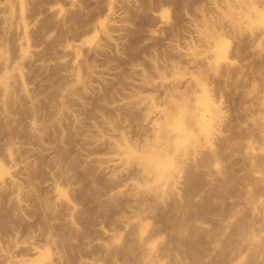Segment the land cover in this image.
Instances as JSON below:
<instances>
[{
    "label": "rangeland",
    "instance_id": "rangeland-1",
    "mask_svg": "<svg viewBox=\"0 0 264 264\" xmlns=\"http://www.w3.org/2000/svg\"><path fill=\"white\" fill-rule=\"evenodd\" d=\"M235 1L238 2V0H129L122 3L121 0H72L71 5L74 6H71L68 0H27L25 5L20 0H0L2 7L0 12L3 6L8 5L13 19L20 23L14 21V27L9 29L8 26H4L7 12L0 13V55L4 52V55L15 61L13 64L15 66L21 62L23 53L37 52L34 53L37 55L33 56L34 62L31 61L32 64L29 62V65L24 66L29 69L23 68L22 72H19L21 74L17 82L12 78L16 74L13 65L10 69L3 68V59L0 57V82L6 80L5 86L15 90L14 97L24 101V106L21 107L12 101L6 104L7 100L4 99L7 101L4 102L2 99L3 103L0 100V107L4 104V111L1 109V112L9 117L7 122L0 120V170L4 176L10 174L12 176L14 173L12 178L22 184L19 199L35 190L38 198L45 204L54 206L64 198L70 206L52 207L50 212H45V206L37 209L33 202V205L25 203L26 201H23L25 198L22 200L23 204L20 201V205L13 204V200L9 201L7 198L11 197L10 194L18 195L16 190L5 188V192L7 191L5 194L0 190L3 195H0V264L10 262L12 264L16 261L24 264H44L53 258V261H56L54 264H197L196 253L191 249L198 245L209 246L208 255L202 256V264H213L220 257L230 261L231 248L216 253L218 248L213 243L211 233L216 230L217 221L213 220L206 224L198 222L197 227L203 233L197 238L196 244L191 246L186 238L185 247L181 249L176 244L178 234L170 229L166 219L156 214L147 211L137 212L136 209L130 212L129 216L127 214L119 216L120 211H110L109 215L98 211L96 202L91 197V182L85 178L82 181V178L87 172L84 158L115 156L116 147L114 146L115 149L112 150L113 147L107 142L118 145L120 142L118 138L123 136L120 138L122 141L138 143L145 134L149 136L147 124L141 120V116L138 119L140 121L126 122L124 116L127 115L128 103L135 98L144 101L145 108L142 107L143 103L140 106L141 114L144 112L143 109L148 111V107L150 112L156 108H163L168 90L166 83L178 77L189 78V75H194L200 70L194 66L199 65L187 59L188 56L191 57V51L199 58L206 55L207 47L203 45L206 42L200 36L204 27L211 26L215 35L229 44L225 55L223 51L227 47L215 50L216 53L228 57L234 54L232 58L240 57L245 61L247 57V61L251 60L248 53L236 56L237 53H234L236 43L231 42L232 27L229 29L226 27L229 25L224 26L232 14L231 10L226 9L227 5L232 6ZM116 5L117 7L122 5L119 11L121 13H115ZM8 6L6 7L9 10ZM48 6L56 7L61 14L52 15L48 12ZM251 9L259 13L257 17L255 14L251 22L259 23L263 20L264 13L260 14L256 8ZM115 25H120L121 30L118 32L119 37L122 36L118 47L110 46L108 36L97 29L98 26H103L102 28L105 27L108 34L113 36L116 34L115 30H112ZM18 26L22 27L23 31L21 28L18 29ZM92 42L100 43L104 49L102 47L100 52L87 51L86 47L90 44L93 46ZM121 43L123 44L120 45ZM75 52L81 62L79 59L75 61ZM186 57L188 58L184 59ZM43 58L44 64L40 61ZM188 61L189 64L193 63L192 67L191 64H187ZM248 63L250 64L249 61ZM75 72L78 74L76 75L78 81L84 82L83 85L87 83L89 92L78 89L83 87L78 84L80 81H75L73 77ZM208 79L210 80H205L209 81L208 86L209 84L214 88L219 86L215 83L217 85L215 87L216 79ZM247 79L244 80V84H248ZM18 82L23 84L31 95L29 99L20 92ZM161 83L166 87L161 86ZM205 83L206 86L207 82ZM68 87L78 90L79 93L75 95L79 96H73L75 99L68 98V93L65 95ZM223 91L232 95L229 93L232 90L228 88ZM216 97L213 96L214 100L218 99ZM228 99L227 102L225 98H221L220 103L223 106L226 104L225 114L231 119L229 114L232 116V112H241L242 107L235 96L232 95ZM63 102L65 112L58 107ZM56 117L58 121L55 120ZM109 118L116 122L120 120L119 128L113 132L108 124L111 122ZM140 123L145 125V130L138 127ZM252 129L255 130L254 127ZM91 135H102L107 138L103 141H106L105 147L89 145L86 139L92 137ZM263 136L264 134L261 137ZM61 155L66 159H59ZM114 156L110 158L114 159L116 157ZM77 158H80V166L76 172L74 168L68 166V159ZM91 162L94 161L88 163ZM114 163L118 162L115 160ZM20 165L27 169L23 172L18 171ZM91 165L89 164L90 167ZM92 167L94 170V165ZM240 170L241 167L234 164L225 197L215 202V205L225 208L233 204L242 206L244 200L239 201L235 198V191L245 195L248 198L245 201H249L250 188L236 189L237 176L243 175ZM93 173L99 177L95 170ZM102 176L98 179L99 185L104 179ZM111 185L112 183L105 186ZM210 186L212 185L205 184V188ZM214 189L216 190L207 191L206 196L220 197L218 190L223 189V185L218 184ZM263 193L264 184L258 188V194L263 196ZM249 208L250 226L258 227L260 221H264L263 209ZM80 212L83 215H79ZM149 249L155 251L152 261L144 258L146 250ZM111 254L115 257L111 258Z\"/></svg>",
    "mask_w": 264,
    "mask_h": 264
},
{
    "label": "bare ground",
    "instance_id": "bare-ground-1",
    "mask_svg": "<svg viewBox=\"0 0 264 264\" xmlns=\"http://www.w3.org/2000/svg\"><path fill=\"white\" fill-rule=\"evenodd\" d=\"M71 1L72 0H68L70 5L72 3ZM121 1L122 3H127L129 0ZM20 2L24 5L27 4V0H20ZM6 6L8 5L3 6L4 8L1 12H7L5 15L6 17H4L7 19L4 26H8L10 29V27H14L15 20L13 19V15H11V8L8 6V10ZM120 6H118V8L116 5L117 9L115 8V13L120 11ZM5 8H7L8 11ZM251 8H256L260 14L264 13V0H238V2L235 1L232 6L227 5L226 9L231 10L232 14L230 16L231 18H229L230 20H226L227 23L224 25H229L226 26L228 28L230 26L232 27V32H230L232 36L231 42L234 41L236 43L234 46V53H237V57H239L238 54L242 56L248 53V55L251 56V60H248L250 64L247 61V57H245L246 59L244 58L245 61H247L245 62L240 57L236 58L234 56L236 59L232 58L234 54L232 57L230 55V57L224 56L225 50L229 49L228 42L218 38L211 26L204 27L200 36L203 37V40L206 42V44H203L207 47L205 52L206 55L203 58H199L191 51V53L189 52L191 57L188 56L189 59H187L188 57L184 58L199 65L194 66L200 68V70L194 75H189V78H187V76L178 77L170 80V82L168 81V83H166L167 80L165 82L161 81L166 83L167 87L165 85L163 86L164 83H161V86L168 88L164 98V107L161 109H153L151 112L148 107V111L143 109L144 112L141 114L142 110L140 106L144 101L135 98L128 103L126 107L127 115L124 116V118L126 117V122L127 120L129 122L140 121L138 119L139 116H141V120H143V122L145 121V125L147 124L149 136L144 132L143 135L145 134V139L143 137L138 143L122 141L120 138L123 136L118 138L120 140L118 145L107 142L110 147H113L112 150L115 149L114 146L116 147V157L113 155L115 157L114 159H112L113 156H108L106 158L87 156L89 159H87V157L83 159L87 172L85 173L86 176L82 178V181L85 178L91 182V197L96 202L95 206L98 211L103 214L109 215V213H111L110 211H120L118 212L119 216H126V214L129 216L130 212H134V209H136L137 212L147 211L156 214L166 219L170 229L178 234L176 244L177 247L181 249L185 247L186 238H188V244L191 246L196 244L197 238L203 233L202 230L197 227L198 222L206 224L213 220L217 221V228L211 233L213 243L218 248L216 249V253H221L231 248L232 257L230 261L223 260L220 257L216 259L213 264H264V221H260L258 227L254 225L250 226L251 209L249 208L263 209L262 214L264 212V193L263 196L258 194V188L264 184V136L263 138L261 137L262 134H264V18L259 21V23L251 22L252 19L255 18V14L256 17L257 14H259L254 12ZM48 12L52 15H58V13H60L59 10L53 6H48ZM15 22L17 23L18 21ZM17 24L20 23L18 22ZM102 27L98 26L97 29L106 35V37L108 36L107 41H109V45L117 46L121 41L120 37H122H119V30H121L120 25L112 29L116 32L113 36L108 34V30L105 27ZM18 29L23 31L22 27L18 26ZM220 30L222 29L220 28ZM112 34H114V31ZM197 37H199V35ZM92 44L93 46H90V44V47H86L87 51L100 52V50H102L103 45H99L100 43L97 44L92 42ZM122 44L123 43L120 45ZM224 47H227V49L223 51L224 55L215 52V50L217 51L219 48L223 50ZM70 48L69 50H71ZM78 49H80L79 46ZM69 52L71 53V51ZM1 53L0 57L3 59V68L10 69L11 66L15 64V61L11 60L8 55H4V52ZM34 53L37 52L23 53L21 62H18L15 66L13 65L16 74L12 76V78H15L16 82L21 74H19V72H22V69L26 68L24 66L31 61L34 62L33 59L37 55ZM72 54V57H70L73 60ZM187 54L185 56H187ZM74 55L76 56L75 61L78 59L79 61L81 60L78 58L77 53ZM44 59L45 58H43V60L40 59V61H43L42 64H44ZM187 60L185 61L187 62ZM37 61L39 62V60ZM189 61L187 64H189ZM192 62H190V64ZM192 64L191 67L193 66ZM87 71V73H89V70ZM70 75L73 76L74 74ZM76 75L78 74L75 72L73 77L75 81L79 82L80 80L78 81ZM208 78L221 81L222 85L215 80V82L213 81L214 84L216 83L219 86L216 87L217 85L215 84L216 88H214L212 84L211 86L209 84V87V81H205L210 80ZM217 78H219V80ZM246 78L249 80L248 84H244ZM5 82L6 80L0 82V100H7L8 102L4 100V102H7L6 104L12 101L15 105L24 106V101L16 99L14 97L15 90L12 87H6ZM81 82L82 81L78 84L82 85L81 87L83 88L78 89L84 92L87 89L89 90L88 85H86L87 83L83 85L84 82ZM205 82H207V87L205 86ZM18 83L20 92L29 99L31 95L26 91L23 84L21 85L20 82ZM73 83L77 85V83ZM223 88H228L230 91L232 90V92L229 93L235 96L237 102L242 105H240V107H242L240 110L241 112H232V116L231 113L229 114L230 117H232L231 119L225 114L226 104L223 106L220 102L221 98H225L228 102V97L232 95L225 94ZM83 91L82 94L84 93ZM66 93H68V98L71 97L73 99V96H76L75 94L79 92L73 87H68L66 88L65 95ZM77 96H79V94ZM199 96L205 98H200ZM213 96H217L218 99L214 100ZM224 103H226V101H224ZM144 105L145 103H143L142 107L145 108ZM58 107L60 110L66 111L63 109L65 107L64 102L59 104ZM1 109L4 111V104L0 107V112ZM3 111L0 113V120L7 122L9 117L5 115ZM243 114L244 116H242ZM109 119H106L107 122ZM55 120L58 121V117H56ZM119 123L120 120L108 123L112 130L111 132L119 128ZM245 123L248 124L246 125ZM145 125L141 124L138 127L145 130ZM244 125H246V127H244ZM249 125L252 128L254 127L255 130ZM143 130L141 132H143ZM138 134L141 135V133ZM146 136L148 137L146 138ZM86 137L87 135H85V138ZM101 137L102 135H93L92 137H88L86 141H89V145H104L105 147L106 141H103L107 138ZM82 139H84V137ZM59 159H66V157L61 155ZM79 159H68V166L74 168L76 172L80 166ZM115 160L118 163H114ZM89 161L94 162L88 163ZM111 163L116 165L113 166L114 164H112V167L110 166ZM89 164L94 165L95 173L97 172L96 174H98L100 178L94 175L93 167L92 165L90 167ZM234 164L239 165L241 167L240 171L243 172L242 176H237L238 184L236 189L250 188L248 193L250 195L249 201H245L248 199L245 195L235 191V198L239 201H242V199L244 200L242 206L233 204L225 208L224 206L215 205V202L225 197L226 188L228 187L227 184L230 182V172L233 170ZM23 166L24 165H20L21 168H18V171L21 170L23 172L27 169ZM12 176L11 174L10 176H4L3 172L0 170V190L4 191L3 194L7 192H5V188H7V190L8 188L10 190H16V193L18 192V195L14 193L12 196L10 194L9 196L11 197L7 198L9 201L11 200V202L13 200V204L20 205V201L25 198V200H23L26 201L25 203L28 202L32 205L34 203L37 209L45 206V212H50L52 207H70L69 204H67V199H65V201L64 198L61 202L58 200L59 202L56 201V204L53 203L54 206H51L49 203L45 204L38 198L35 190L23 195L25 196L23 199H19L18 196L19 191L22 190V184L14 180ZM101 176L104 179L102 184L99 185L98 179H101ZM111 183V186H105ZM206 183L212 186L205 188ZM218 184L223 185V189L218 190L220 192V197H207V191L216 190L214 188ZM1 192L2 191H0V195ZM60 199L62 200V198ZM23 201L21 204L24 203ZM34 210L36 211V209ZM79 215L83 214L80 212ZM191 250L196 253V263L202 264V256L208 255L209 246L198 245ZM154 253L155 251L153 249L146 250L144 258L152 261ZM110 257L113 258L115 256L111 254ZM53 259L51 260L52 262H44V264L56 263ZM12 264L24 263L16 261L15 263L12 262Z\"/></svg>",
    "mask_w": 264,
    "mask_h": 264
}]
</instances>
